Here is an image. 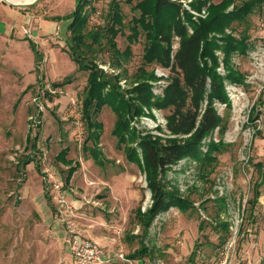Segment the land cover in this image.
<instances>
[{
  "label": "rangeland",
  "instance_id": "1",
  "mask_svg": "<svg viewBox=\"0 0 264 264\" xmlns=\"http://www.w3.org/2000/svg\"><path fill=\"white\" fill-rule=\"evenodd\" d=\"M110 1L89 0L84 7L87 29L108 23ZM117 1L120 65L105 38L85 47L83 54L121 91L144 71L153 72L158 77L151 80L153 92L159 94L170 71L143 61L144 34L135 33L130 20L138 0ZM176 1L195 16L206 15L204 8L192 10L190 0ZM75 4L37 0L22 6L18 15L0 11L12 25L0 30V264H72L64 234L70 244L91 239L115 253L121 249L126 260L118 259L120 264H264V5L232 23L235 37L247 33L248 48L232 56L245 80L225 82L230 110L215 104L227 119L224 134L215 129L211 135L222 139L221 150L210 163L185 157L166 172L168 185L177 187L193 208L185 212L172 206L143 231L135 210L149 205L150 191L140 166L126 159L111 133L115 114L109 104L97 117L102 127L96 144L104 164L83 148L92 145L81 118L88 70L78 69L67 44V15ZM177 40L173 38V49ZM216 53L221 60V49ZM221 63L218 71L224 73ZM166 112L144 107L130 126L164 136ZM65 147L71 164L59 159ZM26 155L33 160L23 163ZM75 162L78 167L66 180ZM141 246L145 254L128 258Z\"/></svg>",
  "mask_w": 264,
  "mask_h": 264
},
{
  "label": "trees",
  "instance_id": "2",
  "mask_svg": "<svg viewBox=\"0 0 264 264\" xmlns=\"http://www.w3.org/2000/svg\"><path fill=\"white\" fill-rule=\"evenodd\" d=\"M88 3L89 0H76L74 9L67 15L70 19L67 27L69 54L79 70H88L81 99V118L86 126L87 141L91 140L92 145L83 148L91 152L98 164H104V158L100 157L103 154L96 144L102 127L97 117L103 105L109 104L115 114L111 133L126 159L140 166L150 191L149 205L144 210L140 206L135 210V218L146 231L159 213L172 206L185 212L193 208V203L182 197L177 187L168 185L166 172L185 157L200 165L210 163L221 150L222 139L215 140L211 135L215 129L223 135L227 119L219 114L215 104L222 103L227 111L230 110L231 99L225 82L240 84L245 80L244 73L234 66L232 56L243 54L248 48L247 33L242 30L239 38L235 37L231 33L235 29L232 23L244 21L256 7L264 5V0H241L239 3L234 0L188 1L190 8L198 13L204 8L205 16L193 15L176 0L136 1L132 9L137 14L130 20L134 32L144 34L143 61L155 62L170 71L159 94L153 92L151 80L158 78L153 72L144 71L139 80L121 91L117 84L110 83L109 77L97 65L89 63L83 54L84 48L105 38L116 57V64L120 65L122 52L116 47L115 36L122 15L118 1L111 0L108 23L87 29L84 7ZM228 28L230 32L226 31ZM174 37L178 38L175 49ZM218 49L223 53L221 60L216 53ZM220 63L224 73L218 71ZM70 80L71 77H67L66 81ZM144 107L167 111L164 136L142 134L130 126L132 116L142 113ZM255 114H252L253 118H257V112ZM27 139L32 142L30 137ZM66 151V147L62 149L59 159L71 164V160L65 159ZM32 160L26 155L23 163ZM77 167L78 162L68 167L66 180ZM139 251L146 253L145 247L141 246L128 258H138Z\"/></svg>",
  "mask_w": 264,
  "mask_h": 264
},
{
  "label": "built area",
  "instance_id": "3",
  "mask_svg": "<svg viewBox=\"0 0 264 264\" xmlns=\"http://www.w3.org/2000/svg\"><path fill=\"white\" fill-rule=\"evenodd\" d=\"M70 251L75 264H105L108 257L105 256L104 248L94 240H81L70 245ZM117 259H124L121 249L115 253Z\"/></svg>",
  "mask_w": 264,
  "mask_h": 264
},
{
  "label": "crops",
  "instance_id": "4",
  "mask_svg": "<svg viewBox=\"0 0 264 264\" xmlns=\"http://www.w3.org/2000/svg\"><path fill=\"white\" fill-rule=\"evenodd\" d=\"M14 7H16L17 9H15ZM18 10H25L24 7H18V6H15V5H11L9 4L8 2L4 1V0H0V11H3L5 15H18L19 11ZM6 20H4V17H1L0 16V30L1 31H4V30H9L10 27L12 26L8 23H5ZM73 174V173H72ZM67 234H64V242H65V246H66V249H68L69 253H70V256H71V262L72 264H75L74 263V260H73V257H72V254H71V251H70V239L67 238ZM77 238V237H76ZM77 238V240H74L76 241L75 243L83 240V239H79ZM104 253H105V256L108 257V262L105 263V264H120L119 260L116 258V255H115V252L113 249H104Z\"/></svg>",
  "mask_w": 264,
  "mask_h": 264
},
{
  "label": "water",
  "instance_id": "5",
  "mask_svg": "<svg viewBox=\"0 0 264 264\" xmlns=\"http://www.w3.org/2000/svg\"><path fill=\"white\" fill-rule=\"evenodd\" d=\"M4 1L8 2L11 5H15V6H18V7H22V6H26V5L32 4V3L36 2L37 0H32V1L26 2V3H14V2L8 1V0H4Z\"/></svg>",
  "mask_w": 264,
  "mask_h": 264
},
{
  "label": "bare ground",
  "instance_id": "6",
  "mask_svg": "<svg viewBox=\"0 0 264 264\" xmlns=\"http://www.w3.org/2000/svg\"><path fill=\"white\" fill-rule=\"evenodd\" d=\"M8 1H12L14 3H26V2H30L32 0H8Z\"/></svg>",
  "mask_w": 264,
  "mask_h": 264
}]
</instances>
